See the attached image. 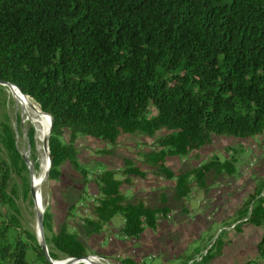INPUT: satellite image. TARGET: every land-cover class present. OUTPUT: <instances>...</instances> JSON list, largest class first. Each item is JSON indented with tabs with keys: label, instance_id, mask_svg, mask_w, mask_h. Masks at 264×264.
<instances>
[{
	"label": "trees",
	"instance_id": "obj_1",
	"mask_svg": "<svg viewBox=\"0 0 264 264\" xmlns=\"http://www.w3.org/2000/svg\"><path fill=\"white\" fill-rule=\"evenodd\" d=\"M0 80L16 85L52 116L51 180L60 178L66 162L88 177L77 157L80 134L115 144L123 134L153 138L167 131L155 138L144 163L152 174L176 179L173 204L187 213L193 185L208 191L227 182L237 160L213 155L176 172L167 158H185L213 135L264 134V0H0ZM27 137L35 151L33 126ZM0 142L6 154L0 158V264L84 258L86 239L115 216L124 218L123 234L137 238L173 209L126 198L121 185L148 174L126 161L124 180L110 169L96 175L101 196L89 204L90 214L78 217L76 231L66 223L56 230L51 212H44L47 254L21 221L15 180L22 181L25 194L30 184L9 121L2 123ZM68 204L72 211L74 202ZM234 219L264 225V177ZM221 243L217 239V251L210 249L202 260L218 255Z\"/></svg>",
	"mask_w": 264,
	"mask_h": 264
},
{
	"label": "crops",
	"instance_id": "obj_2",
	"mask_svg": "<svg viewBox=\"0 0 264 264\" xmlns=\"http://www.w3.org/2000/svg\"><path fill=\"white\" fill-rule=\"evenodd\" d=\"M214 136L223 137L213 135L211 143L185 158L170 156L167 158V165L177 172L198 166L213 155L223 157L222 159L230 158L227 152L217 150ZM241 139H244L245 154L249 156H246L247 161L244 159V164L240 167L236 165V173L227 182L214 183L208 191L193 185L191 194L186 198L187 213H181L173 204L176 179L158 177L150 172V167L144 162L132 160L135 166L148 174L143 178L131 176L130 183L121 185L126 198L143 200L156 207L171 206L173 209L160 217L156 228H146L137 238H127L122 232L124 218L115 216L100 233L86 239L89 255L100 256L119 264H126L125 259H131L135 264H189L192 261L194 264H201L200 255L210 249L217 251L215 243L220 239L222 246L219 254L210 260H203V264H245L250 260H255L252 264H264V258L260 257L264 225L256 226L234 219L237 210L257 188L259 178L264 177V134ZM109 145L107 142L105 148L109 149ZM196 154L200 158L193 159ZM101 160L107 166L106 170L121 171L125 166L124 163L120 165L121 160L113 159L111 154ZM88 179L86 191L91 199L89 204H94L100 190L92 181V176L89 175ZM124 179L125 175L120 180ZM78 219L67 218L64 213L60 225L66 223L74 228ZM239 223L240 231L236 229Z\"/></svg>",
	"mask_w": 264,
	"mask_h": 264
},
{
	"label": "rangeland",
	"instance_id": "obj_3",
	"mask_svg": "<svg viewBox=\"0 0 264 264\" xmlns=\"http://www.w3.org/2000/svg\"><path fill=\"white\" fill-rule=\"evenodd\" d=\"M9 89L10 88L6 86H3V88L0 89V130L3 122L9 121L13 125L16 135V144L20 149L21 154L23 155L27 153L32 164L38 165V169H35V177L37 179L43 173L44 169L42 166V159L46 156L43 142L39 139V131L42 128L40 118L36 114L32 116H24L23 110L18 106ZM33 103L35 102L33 101ZM35 105L39 106L37 103H35ZM155 112V109L152 108V113ZM30 126H33L36 132L37 139L35 151H32L31 147L29 148L27 132ZM166 132L167 131L165 130L160 131L158 135L165 134ZM69 133L70 131L66 129L63 137L64 142L69 141ZM158 135L151 138L142 134H123L115 144H110L109 149H106V141L80 134L75 141L79 164L81 165L82 170L87 172L88 176H92V181L96 183V175L99 171L102 172L107 168L101 160L106 158L107 154H111L113 159H120V165L126 161L132 162L134 159L142 163L144 162V155L148 151L147 149L149 148L150 150L155 146V138ZM214 140V145L217 147L218 151H222V153L225 151L229 154L230 158H236V165L238 167L244 164V159L247 161V155L244 151V139L229 136H214ZM135 155H139V157L137 158ZM0 158H6L1 142ZM198 158H200L199 154H196L193 157V159ZM123 170L124 169H121V171L115 170L116 179H123ZM61 172L62 175L57 180L47 178L40 186L39 190L43 211L45 212L46 210H49L51 212L53 216L54 228L56 229L59 228L58 226L62 222V216L64 213H66L67 218H71L76 212H78L77 217H79L78 214H80V216L84 214L85 216L91 213V206H89L91 199L89 197V193L86 191L87 184L89 183L88 177L85 178L81 171L75 169L69 162H66L61 166ZM25 176L28 178L30 184L29 169L25 172ZM15 182L17 183V203L21 210L22 224L24 227L37 234L39 230L37 216L38 211L30 194V188L29 192L25 194V186L22 181L17 178ZM99 196H101V194ZM69 202H74L76 205H74L72 211L69 210ZM87 207L89 210L83 211V208ZM67 227L70 231H76L75 228H71L70 226ZM206 253L207 251H205V254ZM205 254L200 255V257H204ZM91 256H94V258L99 262H104L99 259L100 256ZM108 261L109 264H119L118 262H113L112 260ZM200 263L203 264V260Z\"/></svg>",
	"mask_w": 264,
	"mask_h": 264
},
{
	"label": "water",
	"instance_id": "obj_4",
	"mask_svg": "<svg viewBox=\"0 0 264 264\" xmlns=\"http://www.w3.org/2000/svg\"><path fill=\"white\" fill-rule=\"evenodd\" d=\"M0 85L1 86H6V87H9V86H12V87H15L19 90V92L24 95L22 93V91L14 84H11L9 82H5V81H2L0 80ZM26 96V95H24ZM34 106V105H33ZM40 112H42L44 115H48L50 117V123H49V130H48V134L47 136L45 137V139L43 140V147H44V150L46 152V154L48 155V168L45 172V175L43 178H41L40 180L36 181V177H35V167L34 165L32 164V162L30 161L29 159V156L27 155V153L23 154V159L29 169V174H30V194L32 196V199L36 205V208H37V216H38V233H37V236H38V239L40 241V244L43 248V250L48 254V247L46 245V242H45V239H44V211H43V208L42 206H40V204L38 203V190L40 189V186L45 182V180L48 178L49 176V172H50V169H51V165H52V160H51V156H50V149H49V137L50 135L52 134V131H53V118L50 114H47V113H44L40 108H39ZM31 146L29 145V148ZM92 256H87V257H84V258H67V259H64V260H60V261H57L55 262V264H109V263H106V262H99V261H94V260H91ZM91 260V261H90ZM89 261V262H88Z\"/></svg>",
	"mask_w": 264,
	"mask_h": 264
},
{
	"label": "bare ground",
	"instance_id": "obj_5",
	"mask_svg": "<svg viewBox=\"0 0 264 264\" xmlns=\"http://www.w3.org/2000/svg\"><path fill=\"white\" fill-rule=\"evenodd\" d=\"M8 88H10L9 90L11 91L13 97L15 98L18 106L23 110L24 116L25 115L32 116V115L36 114L40 118V123L42 125V128L39 131V133H40L39 139L43 142V140L47 136L48 130H49V123H50L49 117L47 115H44L42 112H40L39 106L35 105V103H33L31 98H29L28 96L22 95L17 88L12 87V86H9ZM42 166L44 169L43 173L36 179V181H38L44 177L45 172L48 168V155L47 154L44 157V159H42ZM39 190H38V203L40 204V206H42ZM91 260L96 261V259H94V258H92Z\"/></svg>",
	"mask_w": 264,
	"mask_h": 264
},
{
	"label": "built area",
	"instance_id": "obj_6",
	"mask_svg": "<svg viewBox=\"0 0 264 264\" xmlns=\"http://www.w3.org/2000/svg\"><path fill=\"white\" fill-rule=\"evenodd\" d=\"M263 194V193H262ZM85 209V208H84ZM85 210H87V209H85ZM91 258H94V256H92ZM95 259V258H94ZM99 259L100 260H103L104 262H106V263H109V261L108 260H106V259H104V258H102V257H99ZM189 264H194V262L192 261V262H190Z\"/></svg>",
	"mask_w": 264,
	"mask_h": 264
}]
</instances>
